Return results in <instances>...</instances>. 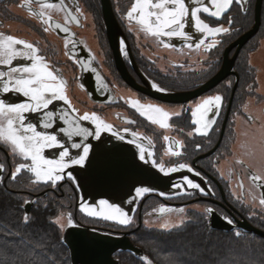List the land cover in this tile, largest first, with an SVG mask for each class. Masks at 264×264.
Here are the masks:
<instances>
[{"label": "flooded vegetation", "instance_id": "af4514ba", "mask_svg": "<svg viewBox=\"0 0 264 264\" xmlns=\"http://www.w3.org/2000/svg\"><path fill=\"white\" fill-rule=\"evenodd\" d=\"M63 2L61 7L60 0H33L30 10L28 0H0V33L34 44L65 81L71 107L56 100L47 111L55 112L57 117L68 113L69 120H78L84 113H95L113 126L112 131L102 132L99 139L94 135L87 139L81 136L69 138L61 132L69 125L59 118L51 128L38 127V131L55 134L73 157L82 154L81 149L71 147L73 143L91 146L84 165L65 169L63 179L55 184L36 182L33 174L26 170L13 180L11 176L17 166L31 162L14 155L11 146L0 141V165H3L0 188L24 196L25 209L27 212L29 207L30 214L47 201L56 219L62 223H68L71 218V227L90 228L115 237L130 234L132 241L133 235L143 228L154 230L149 225L157 226L158 221L173 216H186L187 220V217L200 215L211 227L212 217L216 215L225 221V218L231 219L233 226L246 221L264 232V204L260 203L264 199V138L261 136L264 131L261 127L264 125V78L259 77L260 72H264V0H233L218 17L199 13L211 27L228 30L217 35L198 31L189 8L184 31L191 39L157 38L147 34L135 15L133 19L127 16L135 0H110L121 33L116 37L109 31L102 0ZM44 3L54 7L41 9ZM41 10L51 17L47 24L34 14ZM215 10V7L210 8V11ZM69 12L77 19H71ZM57 24L67 28L68 32L61 31ZM201 40L204 44L197 48ZM213 43L215 47H209ZM26 63L30 61L17 59L13 66ZM0 71H7V68L0 67ZM222 74H225L224 78L214 84ZM153 83L165 89L159 92L176 95L175 102L157 99L158 90L153 88ZM215 95L223 97L222 107L219 115L209 114L208 119H214L215 124L207 130V135H203L195 131L200 125L192 121L198 119L199 114L193 117L192 111L204 99ZM0 99L6 103H22L28 98L15 92L0 91ZM136 100L180 115H173L169 120L170 127L161 129L131 106ZM25 115L26 123L34 124H39L42 117V113ZM78 122L94 131L91 120ZM126 128L127 133L124 132ZM113 131L123 135L124 139L114 136ZM133 132L137 133L136 138L132 136ZM133 139L135 142L129 143ZM110 143L132 149L140 163L160 174L164 184L162 190L149 189L140 196L135 191L133 200L122 202L120 208L131 217L128 225L88 215L89 209L100 211V200L88 199L77 181L67 176L72 170L86 168L94 150ZM137 144L146 150L143 161L139 158ZM60 151L59 148H46L43 154L47 159H58ZM148 152L152 155L148 156ZM179 164H185L193 171L185 168L165 174ZM160 166L165 172L160 171ZM253 175L261 179L254 181ZM184 177L199 184L200 188L188 187ZM178 184L183 187H176ZM60 228L63 230L62 225ZM237 232L250 235L233 231Z\"/></svg>", "mask_w": 264, "mask_h": 264}, {"label": "snow or ice", "instance_id": "6c2138e0", "mask_svg": "<svg viewBox=\"0 0 264 264\" xmlns=\"http://www.w3.org/2000/svg\"><path fill=\"white\" fill-rule=\"evenodd\" d=\"M33 0H28V6L31 9V3ZM38 2V0H37ZM233 2V0H212V4L215 7V11H210L208 7H193L191 11L186 4V0H135L131 10L127 13L129 19H133L134 15L137 18V22L141 25L142 30L153 37L167 36L181 37L184 39H191L184 31L186 27V18L189 15L194 19L195 27L202 33L209 35H217L221 32H227V29L222 27H211L205 23L198 15L201 12L209 13L213 17H218L221 12L225 11L227 7ZM61 7L64 6L63 0H60ZM195 3H201V0H195ZM54 7L51 3L41 4V9H47ZM80 11L79 8L76 9ZM38 19L44 23H48L51 20L50 16H46L45 12H34ZM71 19L76 20L75 16H72L71 12L68 13ZM61 31L68 32L67 28H62L60 24L56 25ZM47 30V29H45ZM123 43V42H122ZM204 44V40H201L196 47ZM20 45L22 47L18 48ZM169 45H165L168 47ZM67 47V45H66ZM192 47L191 44L188 45ZM209 47H215V43L209 45ZM17 59L27 60L30 63L20 64L13 66V62ZM0 67H6L7 71H0V91L3 93L15 92L22 94L28 98L27 102L22 103H6L4 99H0V141L11 146L12 153L20 156L24 161H30L31 163H20L15 171L12 173L11 178L16 179L17 174L23 170H26L33 174L36 182H49L55 184L57 181L63 179V173L65 169L72 165L83 166L88 159L90 145L73 143L72 148L81 149L82 154H78L73 157L70 154L69 148L61 143L60 139L55 134L38 131V127L48 129L53 127V124L57 118L63 120L69 125L68 129H61L66 136L71 138L72 136H81L87 139L88 136L94 135L97 139L100 138L101 133L104 131H112L113 126L105 123L95 113L89 115L84 113L78 117V120H69L68 113H62L57 117V114L53 111H47L49 106L54 101L60 100L68 104L66 94V83L60 76L58 70L54 69L43 55L39 54V49L32 43L15 38L11 35H4L0 33ZM153 88L158 91H165L157 84L153 83ZM223 97L221 95L210 96L204 99L200 104L196 105L192 111V116L198 119H193L192 123L200 125L195 129L196 132L203 135L208 134V129L215 124L214 119H208L209 114L219 115V110L222 107ZM131 106L135 108L140 116L145 117L151 124L159 125L161 129L170 127L169 120L173 115L179 116L180 113H169L164 108L149 104H141L138 100L132 101ZM247 106L245 105V108ZM215 109V112L213 110ZM72 111L76 110L72 108ZM26 113H42V117L39 124L26 123ZM91 120L95 125L94 131H90L88 128H84L78 121ZM134 123V121H129ZM264 129V125L261 126ZM203 130V131H202ZM129 130L126 128L124 132ZM114 136H119L121 140L124 139L123 135H119L118 132L113 131ZM132 136L137 137V133L133 132ZM262 138H264V131L261 132ZM142 138V137H141ZM168 139L167 136L164 137ZM135 139L129 140V143H134ZM264 143V139H262ZM139 148L140 160L146 159V150L140 144H137ZM199 147V146H198ZM59 148L58 159H47L44 156L45 149ZM177 155L179 153H176ZM148 156L152 153L148 152ZM155 163V161H153ZM192 172L193 169L185 164H179L178 167L169 168L167 172L163 166H160V171L165 172L167 175L170 172H175L180 169H185ZM3 169V165H0V170ZM199 175V173H195ZM67 176L72 179L71 173H67ZM254 181L260 180L261 177L253 175L251 177ZM184 182L190 188H200L199 184L194 183L188 177L183 178ZM176 187H183V185H175ZM149 191L147 188H137L136 194H141ZM203 191V189H201ZM261 204H264V199L260 200ZM99 205L101 209L99 212L89 209L88 215L90 216H102L105 220H116L121 225H128L131 223V217L120 207L109 204L107 200H100ZM163 211V209H162ZM182 211V210H181ZM208 211H211L209 209ZM28 217L25 216V222ZM228 224H232L231 219L225 218ZM68 224L71 225V218L68 220ZM167 227V225H165ZM237 236L239 232L235 233ZM150 264V261L148 262Z\"/></svg>", "mask_w": 264, "mask_h": 264}, {"label": "trees", "instance_id": "16d2710c", "mask_svg": "<svg viewBox=\"0 0 264 264\" xmlns=\"http://www.w3.org/2000/svg\"><path fill=\"white\" fill-rule=\"evenodd\" d=\"M25 201L0 188V264H72L47 201L29 216ZM133 240L146 260L122 253L121 264H264V239L214 231L200 215L171 231L143 229Z\"/></svg>", "mask_w": 264, "mask_h": 264}, {"label": "water", "instance_id": "95a60500", "mask_svg": "<svg viewBox=\"0 0 264 264\" xmlns=\"http://www.w3.org/2000/svg\"><path fill=\"white\" fill-rule=\"evenodd\" d=\"M102 1L111 35L121 36L110 0ZM186 4L190 9L197 6H206L209 9L214 7L212 0H201L199 4L195 3V0H186ZM224 76L225 74H222L214 84L222 80ZM157 93V99L167 103H174L177 98L176 95L159 91ZM70 173L88 199L107 200L109 204L118 207L124 200H133V193L137 188L146 186L152 191H159L164 185L160 174L140 163L132 149L120 144L112 146L110 143L107 147L94 150L86 168L72 170ZM262 190L264 192V184ZM26 213L30 214L29 207ZM211 229L226 233L240 230L264 239V232L248 222H238L237 226H233L216 215L212 217ZM63 243L70 252L72 264H121L116 258L119 253H130L139 259L146 260L144 251L133 243L130 234L115 237L90 228L69 227L64 233Z\"/></svg>", "mask_w": 264, "mask_h": 264}, {"label": "rangeland", "instance_id": "374dc122", "mask_svg": "<svg viewBox=\"0 0 264 264\" xmlns=\"http://www.w3.org/2000/svg\"><path fill=\"white\" fill-rule=\"evenodd\" d=\"M261 76L264 78V72H260V78ZM264 84V83H263ZM186 217V216H185ZM185 217H177V216H173L171 218H165V220H160L158 221V225H149V227L151 229H154V230H165V231H171V230H174L182 225H184L186 222L190 221L193 219L192 218H189L187 217V220L185 219ZM55 223L58 225V227L60 228V226L62 225L63 227V230H66L69 226H73V223L71 225H69L67 222L65 223H62L61 220L59 218H55ZM165 225H167V227H165ZM153 226V227H152ZM145 230H149L148 228H143ZM142 229V230H143ZM62 230V231H63ZM62 235H63V232H62ZM136 235V234H135ZM134 236V235H133Z\"/></svg>", "mask_w": 264, "mask_h": 264}]
</instances>
